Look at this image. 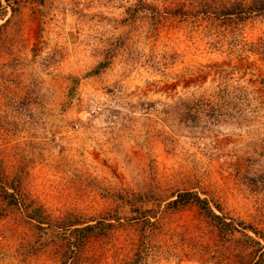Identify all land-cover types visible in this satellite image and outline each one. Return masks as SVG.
<instances>
[{
    "label": "rangeland",
    "instance_id": "obj_1",
    "mask_svg": "<svg viewBox=\"0 0 264 264\" xmlns=\"http://www.w3.org/2000/svg\"><path fill=\"white\" fill-rule=\"evenodd\" d=\"M226 1L0 0V264H264V16Z\"/></svg>",
    "mask_w": 264,
    "mask_h": 264
},
{
    "label": "trees",
    "instance_id": "obj_2",
    "mask_svg": "<svg viewBox=\"0 0 264 264\" xmlns=\"http://www.w3.org/2000/svg\"><path fill=\"white\" fill-rule=\"evenodd\" d=\"M208 2H199L198 5L193 6L195 9L194 11H191L189 15L196 16V14H205L206 17H209L211 20L212 18L205 13V6H207ZM213 6L218 7L222 12H224L225 17L227 18H235L234 21L237 19H241L243 21L245 16L255 15V16H264V0H250L249 2L241 1V0H233L229 2H214L212 4ZM210 6V5H209ZM202 9H201V8ZM236 15V16H234ZM230 16V17H229ZM234 16V17H232ZM239 16V17H238ZM215 21V19H214ZM232 21V20H231ZM255 50L259 52L261 55L264 56V43H261L258 45ZM9 196L10 199L14 200V196L12 194H9L6 189L0 188V197L5 198V196ZM15 202V200H14ZM170 206L177 207V206H187V205H195L197 206L207 217H209L215 224H217L220 227L223 228H232L234 229L233 225H230L226 223L222 217L216 215L212 209L209 206V203L206 199L200 198L197 194L192 193H183L178 196V198L171 203H169ZM215 208L219 211H221V208L218 204H215ZM246 227V226H245ZM230 228V229H232ZM251 228V227H247ZM224 230V229H223ZM248 236V235H246ZM248 238H250L248 236ZM259 246V242H255ZM261 247H258V250Z\"/></svg>",
    "mask_w": 264,
    "mask_h": 264
}]
</instances>
